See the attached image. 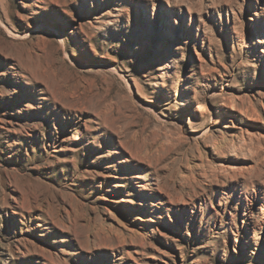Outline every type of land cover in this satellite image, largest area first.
I'll use <instances>...</instances> for the list:
<instances>
[{"label":"rangeland","instance_id":"obj_1","mask_svg":"<svg viewBox=\"0 0 264 264\" xmlns=\"http://www.w3.org/2000/svg\"><path fill=\"white\" fill-rule=\"evenodd\" d=\"M0 264H264V0H0Z\"/></svg>","mask_w":264,"mask_h":264}]
</instances>
